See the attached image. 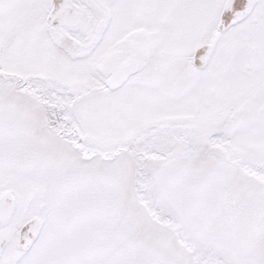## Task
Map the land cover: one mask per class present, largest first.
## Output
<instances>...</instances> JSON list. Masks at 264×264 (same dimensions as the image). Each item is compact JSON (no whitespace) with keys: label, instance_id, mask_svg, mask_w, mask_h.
Instances as JSON below:
<instances>
[{"label":"snow or ice","instance_id":"1","mask_svg":"<svg viewBox=\"0 0 264 264\" xmlns=\"http://www.w3.org/2000/svg\"><path fill=\"white\" fill-rule=\"evenodd\" d=\"M0 264H264V0H0Z\"/></svg>","mask_w":264,"mask_h":264}]
</instances>
